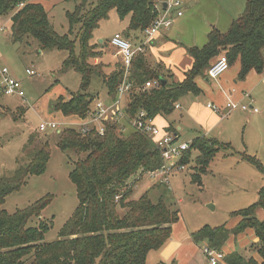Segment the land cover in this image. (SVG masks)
I'll use <instances>...</instances> for the list:
<instances>
[{
	"label": "trees",
	"instance_id": "16d2710c",
	"mask_svg": "<svg viewBox=\"0 0 264 264\" xmlns=\"http://www.w3.org/2000/svg\"><path fill=\"white\" fill-rule=\"evenodd\" d=\"M62 1L75 4L73 11L65 15L68 31L64 35L54 30L47 11L36 0H0V16H10L13 44L33 39L40 50L68 53L61 71L71 69L80 75V91L69 98L58 97L52 109L63 117L85 118L93 101V96L87 93L93 79L100 80L107 96L114 100L124 75L120 57L109 73H105L104 63L90 62L102 57L99 48L106 45L93 43L95 30L115 11L120 21L128 18V26L121 35L136 47L144 40L143 30L157 17L156 0ZM186 52L192 66L181 82H174L161 64H150L146 49L133 57L128 76L132 87L125 108L129 119H135L139 112H144L149 119L170 116L180 99L201 93L195 80L205 77L207 69L219 57H226L229 66L239 63V80L251 71L264 73V0H246L242 14L232 21L227 31L212 28L205 45L188 47ZM147 82L153 87L144 90ZM127 127L105 123L102 136L95 129L82 135L73 128H64L57 134L58 149L79 158L68 175L78 204L57 233V239L51 242L44 240L49 229L45 222L40 220L37 226H29L31 219L41 216L51 201L50 196L13 214L2 208L6 197L20 190L27 177L40 176L46 170L50 157L48 137L35 132L28 136L17 160L26 162L12 174L0 177V264H148V253L160 250L170 239L171 227L179 220V210L168 197L170 184L153 182L140 197L133 198L134 187L142 176L148 177L162 163L153 143ZM166 130L177 134L171 124ZM221 150L227 156L238 154L261 174L263 184L255 203L230 213L231 217L239 218L235 227L206 225L191 235L192 240L197 246L222 251L230 237L251 230L257 241L248 249L249 256L231 253L225 257V263L264 264V219L256 216L257 211H264L262 162L245 152H235L229 143L197 137L190 142L181 163L187 164L192 151L197 152L191 182L202 186L201 177ZM154 189L160 194L153 200Z\"/></svg>",
	"mask_w": 264,
	"mask_h": 264
},
{
	"label": "rangeland",
	"instance_id": "374dc122",
	"mask_svg": "<svg viewBox=\"0 0 264 264\" xmlns=\"http://www.w3.org/2000/svg\"><path fill=\"white\" fill-rule=\"evenodd\" d=\"M36 1H39L47 11L54 30L60 35L67 34L68 23L65 15L73 11L75 4L62 0ZM245 3L246 0H182L183 16L176 19L177 21L175 20L167 29L171 45L166 50V54L169 57L168 63L172 71L178 74L176 82L180 81L179 77L183 76L190 67V56L186 48L205 45L207 34L212 28L221 32L227 31L232 21L242 14ZM127 26L128 18L120 21L116 12L111 11L109 17L100 23L93 35L95 39H102L106 43L107 51L113 55L116 50L107 45V42L115 33L125 30ZM0 27L2 28L0 31V70L6 68L9 75L20 83L24 93L22 98L7 96L1 92L0 86V177L12 174L20 164L26 162V160L22 162L17 160L21 157L22 147L32 132L46 135L50 146V157L45 172L40 176L27 177L25 185L20 190L6 197L2 208L9 214H13L45 196H50L51 201L41 212V216L31 219L29 226H37L40 220L45 222L49 229L44 235V240L51 242L57 239V233L77 207L75 187L68 175L79 158L73 153L61 152L58 149L56 131L48 129L40 133L38 128L42 122L66 121L59 113L53 111L52 105L58 97L69 98L80 91V75L71 69L61 71L62 64L68 56L65 51L40 50L33 39H27L21 44H13L10 37V16H0ZM118 58L119 56L114 60L115 63L119 61ZM90 62L97 64L103 61L92 60ZM104 67H107L105 63ZM27 69L33 71L34 75H26ZM215 81L212 80L211 83L214 84ZM211 83L207 86L201 84L203 91L211 88ZM104 92L106 89L100 80L94 78L87 91L93 96L91 107H94L98 97L102 99ZM203 98V95L183 97L179 100L182 108L164 118L175 129L180 126L178 135L181 142L190 141L201 128L197 126L195 117L191 116L187 109L194 101L202 99L205 103L206 99L210 100L206 97L204 101ZM227 102L228 100L222 106L212 104L224 110ZM222 114H217L224 118L222 126L235 125L236 110ZM65 127V125H60L59 130ZM224 154L226 151L221 150L215 155L207 173L201 177L202 186L191 182V174L195 172L194 167L196 166L193 161L197 155L196 151L190 154V161L184 164L185 169L170 177L168 197L170 202L175 204L174 207L179 210L178 228H182V234L187 235L188 232L196 231L206 225L211 228L230 225L232 211L243 209L257 201L258 190L263 184L261 174L247 162L244 164L251 168L254 177L240 169L229 167L231 157L224 156ZM152 184L151 179L146 175L142 176L137 183L133 198L140 197ZM159 194L160 191L154 189L151 198L154 200ZM209 206H213V209L211 210ZM245 238L246 243L250 244V237L245 236ZM230 242L237 252L242 251L240 241L228 240L226 245ZM199 248L190 250L186 245L183 251L186 256L183 259H186L183 263L206 264V259Z\"/></svg>",
	"mask_w": 264,
	"mask_h": 264
},
{
	"label": "crops",
	"instance_id": "0c3cea01",
	"mask_svg": "<svg viewBox=\"0 0 264 264\" xmlns=\"http://www.w3.org/2000/svg\"><path fill=\"white\" fill-rule=\"evenodd\" d=\"M176 19L179 18H175L174 21ZM123 32L124 30L119 31L117 33L122 34ZM93 39H95L94 35H93ZM93 41H94L93 43L97 42L99 45L106 44L102 39H98V38ZM109 41L107 42V45H109ZM170 42L171 41L168 40L167 30H162L157 36L153 37L145 45L146 56L150 64H158V63L161 64L167 71L170 72V74L173 76L172 80L176 82L175 80H177L176 78H178L177 77L178 74L172 71L171 65L170 63H168L169 57H167L168 55L166 54V50L171 45ZM142 43H145V41L143 40ZM99 50L102 52V57L99 60L103 61L102 63H105V65H107L108 68L107 67L105 68V73H109L114 69L113 66L115 63L114 60L117 59L118 55L116 54V52L112 55L110 52L107 51V48L104 45L101 46ZM190 62L191 63L189 69L192 66L191 57H190ZM239 69H240L239 63L238 62L234 63L233 65L229 66L228 70L225 73H223L215 81L216 83L214 84L211 83L212 80H210L207 77L206 73H205L206 75L205 77L196 78L195 82L201 90L199 96L203 95L204 98L207 97L210 100L206 99V102L203 103L202 99H200L192 102L188 106L187 111L191 116L195 117L197 126L201 128H199L198 134L195 137H192L190 141L183 143H190L193 139L197 137L215 139L221 143H229L230 145H232L235 152L238 153L245 152L247 155L255 156L264 165V73L258 74L254 71H251L247 74V76L243 80H239L238 79ZM183 79H184V74L183 76L181 75L179 77L180 80L179 82H181ZM210 83L212 84L211 88L205 87L207 89L203 91V86H207ZM201 84H203V86ZM99 98L100 97H98L97 100L103 101L108 104L111 103V99L110 97L107 96L106 92H104V95L101 97L102 99ZM204 98L203 100L205 101ZM226 100H230L239 106L240 105L252 106L254 109L257 110V112H253L250 109L247 111L236 109L237 115L235 116V125L230 127H224L222 126V122L224 121V118L219 117L216 113L210 111L208 108H206V105L211 102L210 104L214 103L222 106L224 105ZM127 101H128V97L125 98L122 102V105L124 107H126ZM180 103L181 101L177 103V105H179V108L175 110H180L182 108V105ZM225 111H223V113H225ZM164 118L166 117L157 116L153 119V122L158 128L167 129L170 123L168 122V120ZM64 119L66 121L57 123L56 121L51 120L49 122H55L59 125H65L66 126L65 128L72 127V124H79L81 122V119L76 116L64 117ZM240 128H241V132H240ZM180 129H181L180 126H177V128L175 129L177 134L174 133L177 137L178 142H181L180 136L178 135V130ZM56 132L58 134L60 130H57ZM228 157H231L229 161V167L240 169L245 173L254 177V172H252L251 168H248V166L244 164L245 161L241 160L238 154L228 155ZM150 187L151 186H148L147 189H149ZM134 188L136 189L137 185ZM256 216L259 220L264 219V211L263 210L257 211ZM231 221L232 222L230 223V225H225L228 229H232L233 227H235V225L239 221V218L232 217ZM179 222H180V217L178 222L171 227V237L167 241V243L160 250L151 251L148 253L146 257V262L148 264H159V263L184 264L183 261L186 258L183 259V257L186 256L183 254V251L186 245L190 250L194 248L196 249L199 248V245L197 246L193 242L191 235L194 232L201 229V227L196 231L188 232L186 235L185 233L182 234L183 231L181 230L182 228H178ZM245 236L250 237L249 239L250 244L246 243L247 241ZM228 240H233V242L236 240L240 241L241 242L240 246H242L241 247L242 251L237 252L231 242L229 243V245L228 244L226 245ZM228 240L225 243L224 247L222 248V252L225 253L226 256L231 253H238L243 256H246L248 254L249 247L257 241L251 230H247L236 237H230ZM203 247L199 249L202 255L204 256L202 252ZM253 257L258 259L257 255H253Z\"/></svg>",
	"mask_w": 264,
	"mask_h": 264
},
{
	"label": "built area",
	"instance_id": "2783aa9c",
	"mask_svg": "<svg viewBox=\"0 0 264 264\" xmlns=\"http://www.w3.org/2000/svg\"><path fill=\"white\" fill-rule=\"evenodd\" d=\"M163 4H166V8H163ZM155 8L157 10V17L152 25L143 30L142 35L145 43L134 47L131 42L126 40L121 34L117 33L110 39L109 45L116 50V54L120 57L121 63L124 69V75L122 83L117 88L116 98L111 100V103H105L100 100H95L94 107L91 108L85 118H80L79 124H72V127L79 131L82 135H87L93 129L100 136L104 134L105 123H119L120 126L127 125L129 128L134 129L146 136L157 149L160 159V169L150 172L148 177L158 184H170V177L176 172H181L185 169V165L181 163L184 158L185 152L190 148V143L178 142L177 137L173 132H169L166 129L158 128L153 119L146 117L144 112H139L135 119H129L125 114V108L122 102L128 97L131 90V82L128 79L129 70L133 57L137 53H144L145 45L155 36H157L162 30L169 29L175 18H180L183 15L182 12V0H156ZM0 31L2 28L0 27ZM229 68L227 58L219 57L206 72L207 77L210 80H217L223 73ZM26 75L32 76L34 72L26 70ZM155 85V84H154ZM0 86L1 92L7 96L24 97V93L21 90L20 83L13 79L6 68L0 70ZM153 87L150 82L145 83L143 89L147 90ZM179 105H175V109H178ZM213 113H223L222 108L208 103L206 105ZM236 109L242 111L252 110L257 112L252 106L249 105H237L228 100L223 111V115L232 112ZM59 124L55 122H42L39 125L38 131L45 132L46 130H59ZM202 252L206 258L207 264H226L225 253L217 251L215 249L204 246Z\"/></svg>",
	"mask_w": 264,
	"mask_h": 264
},
{
	"label": "water",
	"instance_id": "95a60500",
	"mask_svg": "<svg viewBox=\"0 0 264 264\" xmlns=\"http://www.w3.org/2000/svg\"><path fill=\"white\" fill-rule=\"evenodd\" d=\"M162 6H163V8H166V4H163ZM209 207L211 210L213 209V206H209Z\"/></svg>",
	"mask_w": 264,
	"mask_h": 264
}]
</instances>
